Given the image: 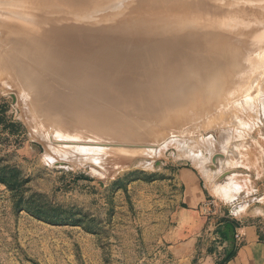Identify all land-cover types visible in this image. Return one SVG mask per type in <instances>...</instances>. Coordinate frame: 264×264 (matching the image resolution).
<instances>
[{
  "label": "rangeland",
  "instance_id": "obj_1",
  "mask_svg": "<svg viewBox=\"0 0 264 264\" xmlns=\"http://www.w3.org/2000/svg\"><path fill=\"white\" fill-rule=\"evenodd\" d=\"M4 29L9 28L0 30V264H225L247 232L264 238L259 104L230 107L233 113L209 111L203 120L171 127L151 153L92 154V145L74 136L78 131H69L78 141H60L56 133L64 123H48L46 103L35 106L4 67L2 52L10 44L3 35L27 33ZM261 77L251 99L263 94ZM240 96L244 102L247 96ZM90 155H104L103 161ZM240 229L246 232L241 240Z\"/></svg>",
  "mask_w": 264,
  "mask_h": 264
},
{
  "label": "bare ground",
  "instance_id": "obj_2",
  "mask_svg": "<svg viewBox=\"0 0 264 264\" xmlns=\"http://www.w3.org/2000/svg\"><path fill=\"white\" fill-rule=\"evenodd\" d=\"M39 2L0 0V28L27 32L4 33L10 46L2 54L25 96L35 106L46 103L48 123H64L56 128L60 141L81 136L98 146L88 147L92 154L150 152L164 131L209 111L264 110L263 86L261 98L249 97L264 74V0ZM158 123L164 126L155 129ZM90 156L101 163L104 155Z\"/></svg>",
  "mask_w": 264,
  "mask_h": 264
},
{
  "label": "crops",
  "instance_id": "obj_3",
  "mask_svg": "<svg viewBox=\"0 0 264 264\" xmlns=\"http://www.w3.org/2000/svg\"><path fill=\"white\" fill-rule=\"evenodd\" d=\"M190 178L189 176L188 179ZM239 232L246 234L244 229H240ZM225 264H264V238L257 232H247L242 244L236 248L234 256Z\"/></svg>",
  "mask_w": 264,
  "mask_h": 264
},
{
  "label": "built area",
  "instance_id": "obj_4",
  "mask_svg": "<svg viewBox=\"0 0 264 264\" xmlns=\"http://www.w3.org/2000/svg\"><path fill=\"white\" fill-rule=\"evenodd\" d=\"M236 238L239 239V240H241L243 238V234H241L240 232H238L236 234Z\"/></svg>",
  "mask_w": 264,
  "mask_h": 264
}]
</instances>
